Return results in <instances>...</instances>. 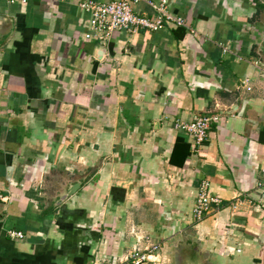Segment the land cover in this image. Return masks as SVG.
Returning a JSON list of instances; mask_svg holds the SVG:
<instances>
[{
    "label": "crops",
    "instance_id": "0c3cea01",
    "mask_svg": "<svg viewBox=\"0 0 264 264\" xmlns=\"http://www.w3.org/2000/svg\"><path fill=\"white\" fill-rule=\"evenodd\" d=\"M85 1L113 0H0V264H264V0H153L186 26L105 45ZM205 115L195 150L176 125Z\"/></svg>",
    "mask_w": 264,
    "mask_h": 264
},
{
    "label": "built area",
    "instance_id": "2783aa9c",
    "mask_svg": "<svg viewBox=\"0 0 264 264\" xmlns=\"http://www.w3.org/2000/svg\"><path fill=\"white\" fill-rule=\"evenodd\" d=\"M9 4L21 2L25 4L27 0H6ZM139 3H145L158 14L156 19H148L135 14V6ZM80 10L88 15V19L83 26L86 29L84 39L88 42H98L102 45L109 43L115 35L121 33H132L139 29L149 31H161L168 25L185 27L186 22L177 17H173L168 11L167 1L156 3L153 0H113L109 3H95L85 1L79 4ZM256 66H261L256 63ZM261 70V68H260ZM262 75L264 77V70ZM241 88L252 91L249 81L242 82ZM221 117L217 115L198 116L191 123H178L176 129L187 135L193 142L195 150L204 147L210 137L212 127L220 123ZM210 184L204 182L198 192L193 205V216L197 221H202L212 211L213 206H220L221 200L211 196L209 192ZM262 201L264 206V184L261 186ZM1 199V196H0ZM12 239H24V234L11 232ZM161 249L160 244H154L151 247L142 250L136 249L128 257L124 264H155L156 256Z\"/></svg>",
    "mask_w": 264,
    "mask_h": 264
},
{
    "label": "water",
    "instance_id": "95a60500",
    "mask_svg": "<svg viewBox=\"0 0 264 264\" xmlns=\"http://www.w3.org/2000/svg\"><path fill=\"white\" fill-rule=\"evenodd\" d=\"M75 192H76L75 190L72 191V193H75Z\"/></svg>",
    "mask_w": 264,
    "mask_h": 264
}]
</instances>
